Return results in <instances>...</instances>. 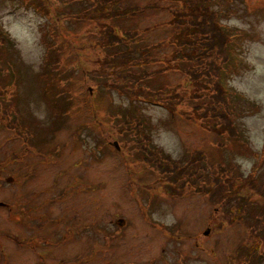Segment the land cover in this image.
Listing matches in <instances>:
<instances>
[{"label":"rangeland","instance_id":"374dc122","mask_svg":"<svg viewBox=\"0 0 264 264\" xmlns=\"http://www.w3.org/2000/svg\"><path fill=\"white\" fill-rule=\"evenodd\" d=\"M230 1L221 6L230 11L222 20L234 30L226 31L232 41L235 28L244 31L234 42L246 67L224 82L244 96L248 113L234 122L248 146L229 135L230 126L226 135L213 128V116L206 126L205 117L191 119L188 100L174 99L175 112L169 106L174 94H188L182 85L190 81L189 67L209 63L199 57L206 35L194 33L195 25L176 28L171 22L173 11L183 9L180 1L119 2L147 8L114 22L124 31L136 30L132 45L150 51L143 83L152 91L146 100L140 98L146 94L136 93L135 100L127 93L131 81L126 77L112 88L98 86L77 62L78 54L85 61L97 59L94 51L77 50L98 37L99 21L79 16L96 7L94 0H0V89L6 92L0 94V202L5 203L0 204V264H240L239 246L253 239L252 208L234 221L225 214L211 218L227 212L229 203L217 207L205 192H193L197 175L188 163L197 148L209 152L212 161H227L232 169L237 165L242 175L256 169L264 178V155L254 153L264 142V0ZM156 2L159 7H150ZM194 39L193 47L187 42ZM162 41L166 44L150 50ZM177 51L190 58L174 60ZM123 134L140 154L117 151L113 140ZM139 139L160 149L163 162L170 154V165L177 162L185 171L189 183L176 187L185 190L182 195L169 194L157 181L167 176L157 159L154 171L140 163L143 175L138 163L146 153ZM133 191L150 205V215L142 213ZM257 200L264 203L260 196ZM121 215L127 220L120 221ZM263 263L262 242L241 264Z\"/></svg>","mask_w":264,"mask_h":264},{"label":"trees","instance_id":"16d2710c","mask_svg":"<svg viewBox=\"0 0 264 264\" xmlns=\"http://www.w3.org/2000/svg\"><path fill=\"white\" fill-rule=\"evenodd\" d=\"M94 1L96 2V7L86 8L83 12L79 13V16L84 19L99 21V27L97 28L99 31L98 37L96 40L90 41V45L86 44V46H79L77 50L80 52L82 50L94 51L93 53L96 55L97 59L95 62L85 61L84 57L78 54L80 53L78 52L77 54L80 58L79 61L81 62L77 61L78 64L82 69L86 70L91 76H93L94 79H97V81L99 80V86L115 87L117 84H121L124 81V77H126L127 80L131 81L129 86H127V93L135 95L139 92L141 93L139 96L145 95L147 93L146 90H150L143 83L145 74L150 73L148 59L145 55L150 54V51L139 46L135 47V44L132 45L134 48L131 47L130 44L134 43L133 36L137 35V31H124L119 24L114 22L116 20L115 18L135 14L147 8H143L139 4L121 7L119 6V2L122 0ZM127 1L128 0H125V2ZM175 1H180L183 9L180 12L173 11V18L171 20L172 24L178 28V26L186 22V25H195L191 28L194 33L200 32L202 36L206 35L205 40L202 41L200 46L203 54L199 55V57L207 58L209 63H206L201 69L199 66L189 67V72L191 74L190 81L188 80L186 84L182 85L183 88L186 86L188 87V94L185 91L182 96H176V94H174L173 99L169 101V103H171L169 106L172 107L174 105L172 110L175 112L179 108L177 107L178 102H173L174 99L178 98L179 102L182 100H188L192 103L191 111L190 113H187L188 116L191 119H195L196 117L201 119L203 117L207 118L204 120L205 126L209 124V117L213 116L216 121L211 124L214 125L213 128L218 130L223 128L221 126V117L227 118L226 121L229 123L231 122L232 129L230 130L231 132L229 135L236 139V135L238 134L237 123L234 122L235 126H232L234 120L233 117L236 116L229 114L224 108H221L218 105V102L222 98L221 89L223 87L219 76L222 72L221 64L229 58V53L231 58L233 55V48L231 45L228 46L227 36L225 35L223 28L216 22L215 13L210 11L207 5V2L209 3L210 0ZM159 6L158 2L153 3V5L150 4V7ZM162 6H166V4L161 5V7ZM191 9L193 10L191 11ZM163 43L164 42L162 41L151 45L150 50H155L162 46ZM178 43L181 45L183 42L178 41ZM187 43L193 47L196 45L195 39L193 41H188ZM187 43H184L183 45H186ZM87 47L89 49H87ZM99 50L100 52H97ZM175 53L177 54L173 55L174 60H182L183 58H186V56L190 58L188 52L183 54L182 51H177ZM90 62L92 63L91 66L89 65ZM177 67L182 68L181 65H177ZM138 68L140 69V74L131 72V70ZM165 68L161 67V69L164 70ZM129 74H131L132 78L129 77ZM174 90L173 92L176 93V89ZM170 92L171 90H166V93ZM0 94L5 96L6 92L0 89ZM241 136L243 137V135ZM144 137L148 140L146 134ZM139 142L141 143V150L146 153L143 158L140 156L141 160L138 163L139 169L145 171L140 168V163H142L141 165H148L150 169L153 170L151 164H154L155 159H157L158 169L161 173L167 175L165 178H158L157 181L162 182L167 188L168 193L171 195L180 194V191H177L176 187L177 184L186 183L185 171L177 162V167L170 165L171 158H173L170 154H168L163 162L160 149L156 148V150H154L151 146L142 143V140L140 139ZM126 143H128L127 140ZM242 143L246 146L249 144L247 138H244V142ZM219 148H223V142L220 143ZM126 149L128 148L123 147L122 151H117L127 153ZM135 151L140 154L139 149ZM130 152L131 150L128 149V153ZM254 153L259 156V153ZM11 155L13 158L16 156L13 153ZM133 155L137 156L135 153H133ZM189 161L190 162L188 163L191 165L192 174L194 176L197 175L192 180V183L195 185L193 187H196L193 192H205L209 196L210 201L217 207L229 203L228 206H224L226 210L228 209L227 212L212 213L210 215L211 218H225L224 216H228L229 218V216H231L230 221H234L237 217L239 219L244 218V213H248L247 210L252 208L253 214L249 219V232H251V237H253V239L249 245L243 244L239 246L236 255L238 258L235 256L238 263H243L244 259L248 260L253 253L259 251L262 242L264 243V203L259 204L257 203L259 202L258 200L255 201L257 196L264 198V178L262 174H259L255 169L254 171L242 175L237 171V168H239L237 165L234 164L237 168L232 169L229 167V162L227 161H212L209 152L197 148L191 151ZM145 174L147 173H143V175ZM208 174L210 177H208ZM144 185L147 187V183ZM250 188L253 190H249ZM216 214L225 215L217 217ZM253 241L255 243H252ZM242 253L245 254L244 257L242 256ZM259 255H261V253Z\"/></svg>","mask_w":264,"mask_h":264},{"label":"flooded vegetation","instance_id":"af4514ba","mask_svg":"<svg viewBox=\"0 0 264 264\" xmlns=\"http://www.w3.org/2000/svg\"><path fill=\"white\" fill-rule=\"evenodd\" d=\"M97 249H99V248H97ZM97 249H96V251H98ZM81 262H84V261H81Z\"/></svg>","mask_w":264,"mask_h":264}]
</instances>
